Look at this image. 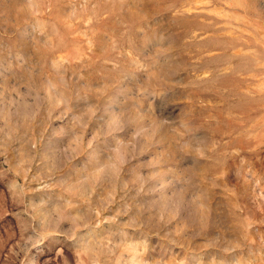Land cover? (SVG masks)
<instances>
[{
  "label": "rangeland",
  "instance_id": "obj_1",
  "mask_svg": "<svg viewBox=\"0 0 264 264\" xmlns=\"http://www.w3.org/2000/svg\"><path fill=\"white\" fill-rule=\"evenodd\" d=\"M0 264H264V0H0Z\"/></svg>",
  "mask_w": 264,
  "mask_h": 264
}]
</instances>
